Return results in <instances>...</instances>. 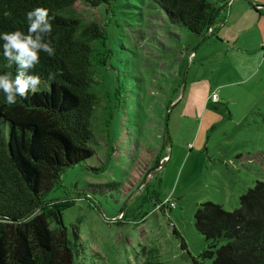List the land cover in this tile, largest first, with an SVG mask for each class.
Masks as SVG:
<instances>
[{"label": "rangeland", "instance_id": "obj_1", "mask_svg": "<svg viewBox=\"0 0 264 264\" xmlns=\"http://www.w3.org/2000/svg\"><path fill=\"white\" fill-rule=\"evenodd\" d=\"M74 10L107 34L99 81L112 109L108 128L94 131L95 155L68 169L47 197L75 201L63 214L72 242L78 235L74 264H212L201 256L208 241L195 214L206 203L233 212L264 181V84L237 87L235 119L217 129L223 116L184 119L171 103L183 93L187 54L203 39L171 24L153 0L77 2Z\"/></svg>", "mask_w": 264, "mask_h": 264}, {"label": "trees", "instance_id": "obj_2", "mask_svg": "<svg viewBox=\"0 0 264 264\" xmlns=\"http://www.w3.org/2000/svg\"><path fill=\"white\" fill-rule=\"evenodd\" d=\"M118 1L0 0V33L26 32V13L37 7L55 17L50 37L55 56L41 53L31 71L43 79L56 74L50 88L27 99L17 97L14 105L0 93V264H74L78 235L72 242L63 214L75 201L47 197L68 169L95 155L94 131L108 128L112 118L99 81L107 65V34L98 23L81 18L74 5ZM153 1L171 24L203 39L224 20L225 7L217 0ZM5 73L15 76L16 66L8 65L0 47V74ZM195 227L208 241L201 256L212 264H264V181L243 195L233 212L213 203L201 205Z\"/></svg>", "mask_w": 264, "mask_h": 264}, {"label": "crops", "instance_id": "obj_3", "mask_svg": "<svg viewBox=\"0 0 264 264\" xmlns=\"http://www.w3.org/2000/svg\"><path fill=\"white\" fill-rule=\"evenodd\" d=\"M217 2L225 7L224 20L214 27L211 36L208 33L206 39L198 37L203 40L197 49L191 47L182 96L179 94L171 103L181 104L184 119H204L210 113V122H216L217 116H223L218 124H213L216 129L235 119L233 106L242 93L237 87L246 86L248 91L252 83L264 84V0ZM197 60L202 62L199 68L195 66ZM213 94L218 102L210 101ZM221 102L229 106L227 113L209 110L211 105ZM245 115H241L239 123L246 119ZM165 158L167 162L168 156L161 160Z\"/></svg>", "mask_w": 264, "mask_h": 264}, {"label": "clouds", "instance_id": "obj_4", "mask_svg": "<svg viewBox=\"0 0 264 264\" xmlns=\"http://www.w3.org/2000/svg\"><path fill=\"white\" fill-rule=\"evenodd\" d=\"M26 19V32L14 30L0 33L3 56L9 66H16L15 76L12 73L0 74V93H3L8 105L16 104L17 97L27 99L41 91L42 87L50 88V82L56 77L55 73H49L43 79L31 71L40 63L41 53L55 56V46L50 39L55 17L49 15L48 9L37 7L26 13Z\"/></svg>", "mask_w": 264, "mask_h": 264}, {"label": "built area", "instance_id": "obj_5", "mask_svg": "<svg viewBox=\"0 0 264 264\" xmlns=\"http://www.w3.org/2000/svg\"><path fill=\"white\" fill-rule=\"evenodd\" d=\"M231 4H229L228 6H230ZM212 31H213V29L212 28H210L209 29V34L210 33H212ZM213 96H215V101L213 100ZM210 101H212V102H218V97H217V95L216 94H213L212 96H211V98H210ZM166 161V158L164 159V160H162V162L161 163H164ZM160 168H162V166H160ZM159 168V169H160Z\"/></svg>", "mask_w": 264, "mask_h": 264}]
</instances>
